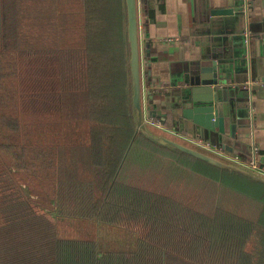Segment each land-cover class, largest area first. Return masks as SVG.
Listing matches in <instances>:
<instances>
[{
	"label": "trees",
	"instance_id": "trees-1",
	"mask_svg": "<svg viewBox=\"0 0 264 264\" xmlns=\"http://www.w3.org/2000/svg\"><path fill=\"white\" fill-rule=\"evenodd\" d=\"M126 23L125 0H0V264H264V183L135 133ZM55 112L110 140L114 178L25 138Z\"/></svg>",
	"mask_w": 264,
	"mask_h": 264
},
{
	"label": "crops",
	"instance_id": "crops-1",
	"mask_svg": "<svg viewBox=\"0 0 264 264\" xmlns=\"http://www.w3.org/2000/svg\"><path fill=\"white\" fill-rule=\"evenodd\" d=\"M221 9L233 13H210ZM137 16L141 80L144 92L149 90L152 95L151 99L147 95L143 98L145 121L151 124L149 112L154 108L159 116L152 118L154 125L179 142L233 161L238 157L242 164L250 160L255 147L256 157L264 166V86L260 85L264 81V0H137ZM164 38L173 41L166 42ZM206 58L230 71H226L230 79L224 82L230 88L225 100L235 113L230 117L235 125L234 139L224 140L231 147L229 152L221 145L206 147L204 144L214 140L200 138L199 128L194 130L192 122L178 114L180 89L196 64H204ZM34 118L27 117V124L35 123ZM50 118L59 124L53 126L55 132L40 139L37 134L42 130L34 128L33 134L29 129V139L34 135L38 143L89 145L94 172L107 175L113 171L108 159L109 139L92 135L87 121L66 120L62 114L48 115L47 120Z\"/></svg>",
	"mask_w": 264,
	"mask_h": 264
},
{
	"label": "water",
	"instance_id": "water-1",
	"mask_svg": "<svg viewBox=\"0 0 264 264\" xmlns=\"http://www.w3.org/2000/svg\"><path fill=\"white\" fill-rule=\"evenodd\" d=\"M125 7L127 21L126 36L129 47L130 99L135 133H141L154 142L170 146L213 166L237 171L264 183L263 176L223 155L196 146L185 145L170 137L165 130L155 128L157 132H153L152 129L154 128L144 119L143 98L144 95H147L151 99L152 95L149 90L144 92L141 80L142 64L139 46L137 0H125ZM210 13L213 15H229L233 11L230 9H221L211 11ZM212 58H206V61L203 62L204 64L198 62L195 69L185 79V86L180 89V101L177 103L181 105V112H178V114H181L182 118L191 121L194 125V127L193 125L191 127L194 130L196 127L199 128L198 135L200 138L204 139L208 137L209 139H213L214 142L210 141V144L212 143L211 145H221L225 151L229 152L228 150L231 147L225 145L227 143L224 140L234 139L233 133L235 126L231 122L233 119H230L235 114L233 107L225 100L230 90L228 86L224 85V82L230 79L226 73L229 69H222L221 63ZM150 114L152 118L159 117L156 115L154 108ZM34 117L40 119V116L34 115ZM188 131L190 132V130ZM236 145L235 143L234 146ZM116 173L117 170L113 167V178ZM104 201L105 198L103 199Z\"/></svg>",
	"mask_w": 264,
	"mask_h": 264
},
{
	"label": "rangeland",
	"instance_id": "rangeland-1",
	"mask_svg": "<svg viewBox=\"0 0 264 264\" xmlns=\"http://www.w3.org/2000/svg\"><path fill=\"white\" fill-rule=\"evenodd\" d=\"M3 72H5V71L3 70ZM21 77H23V72H21ZM22 79L23 78H21V80ZM57 82H58V78L55 77L54 78V83L56 84ZM44 84L45 83L41 81V85H40L41 88H42V86ZM22 86H25V84L22 85ZM52 114L53 115L54 114L61 115V113H57V112L40 114V119H39L40 121L37 122V117H35L34 118L35 123L34 124L30 123L29 125L27 124L26 120L24 119L23 120L24 125L22 126V128H23V132H24L25 138L28 136L29 129H31L33 134H36V132L34 131V128H37V130H39V132H40V130H42L41 131L42 133H40L39 135L37 134V138H40V139H44V138L46 139L49 136L48 134H51V133L55 132L54 129H53V126L56 124V119L50 118L49 121L47 120V116L48 115H52ZM153 120L154 119H152V118L150 120L148 119V121H151L152 124H155V122ZM87 124H88V122H87ZM152 124H150V126H152L155 129L156 126L152 125ZM55 126H59V124H56ZM45 127H47L46 130H45ZM88 128H89V125H88ZM156 128H158V127H156ZM33 136L34 135L30 136V140L31 141H36L35 140L36 138H33ZM31 137H32V139H31ZM37 141H38V139H37ZM43 175H44V172L43 173L42 172L41 173H37L36 175L35 174L27 175V173L24 172L23 175H22L24 177V179L27 180L28 183L31 182V183H38L39 184V187H37V188L35 187V189H38L37 197H39L40 199H44L48 195H51V193H52L51 188L47 185V181L51 180V175H48L46 177H45V175L44 176ZM21 179H22V177L19 178L20 181H22ZM104 186H105V184H104ZM30 188H32V187L30 186ZM105 188H106V186L104 187V189ZM32 195H33V193H32ZM68 225L69 226H66V227L62 225L59 228V229H63L65 227L64 230L61 231V233L64 232V235H68V236H71V237H76L77 235H81V234H83L85 232V229L80 228V226H79L80 223L79 222H76V223H74L72 225L71 224H68ZM102 234L103 233H102V229H101L100 238H101Z\"/></svg>",
	"mask_w": 264,
	"mask_h": 264
},
{
	"label": "built area",
	"instance_id": "built-area-1",
	"mask_svg": "<svg viewBox=\"0 0 264 264\" xmlns=\"http://www.w3.org/2000/svg\"><path fill=\"white\" fill-rule=\"evenodd\" d=\"M164 41L166 42H172L173 39L172 38H164L163 39ZM260 85L264 86V81L260 83ZM151 123V121H149ZM157 122V121H156ZM160 122V121H159ZM158 123V122H157ZM152 124V123H151ZM154 125V124H153ZM161 125V124H159ZM206 147H209L211 144L209 143H206L204 144ZM256 148L253 147L252 148V154H251V157H250V160L247 162V163H243L242 162H238V157H235V160L234 162L238 163V164H241L243 166H245L246 168L252 170L253 172H256L258 173L259 175L263 176L264 177V166H262L261 162L259 159H257L256 157Z\"/></svg>",
	"mask_w": 264,
	"mask_h": 264
}]
</instances>
